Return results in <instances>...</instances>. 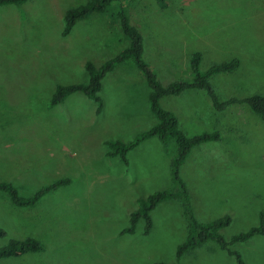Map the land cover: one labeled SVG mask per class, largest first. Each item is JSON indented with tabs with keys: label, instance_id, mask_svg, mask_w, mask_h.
Returning a JSON list of instances; mask_svg holds the SVG:
<instances>
[{
	"label": "rangeland",
	"instance_id": "1",
	"mask_svg": "<svg viewBox=\"0 0 264 264\" xmlns=\"http://www.w3.org/2000/svg\"><path fill=\"white\" fill-rule=\"evenodd\" d=\"M84 1L29 0L0 7V181L30 196L71 179L30 207L14 205L0 191V227L6 231L0 247L27 237L44 246L0 258V264H238L214 240L178 259V246L191 230L180 198L157 205L148 234L143 218L134 233L123 232L139 198L175 188L177 146L172 138L152 137L129 151V164L107 155L108 141L128 143L158 121L150 109V87L132 60L104 78L100 113L97 101L82 92L51 104L58 84L88 81L87 61L100 66L129 45L111 13H92L63 35L66 11ZM123 1L143 34L145 60L164 85L193 78L192 55L201 52L202 72L240 60L235 70L209 79L220 101L264 96V0ZM162 100L163 108L177 112L188 136L222 135L180 168L195 217L205 223L230 215L231 223L220 230L226 239L258 226L264 212L262 116L244 102L217 110L205 90ZM207 174L227 176L213 180ZM242 243L232 248L241 253Z\"/></svg>",
	"mask_w": 264,
	"mask_h": 264
},
{
	"label": "trees",
	"instance_id": "2",
	"mask_svg": "<svg viewBox=\"0 0 264 264\" xmlns=\"http://www.w3.org/2000/svg\"><path fill=\"white\" fill-rule=\"evenodd\" d=\"M29 0H0V7L5 5H21ZM134 1V0H130ZM160 5H164V0H157ZM92 13L112 14L118 17L121 29L127 36L129 45L116 56L106 60L100 66L93 61L86 62V71L88 72V81L82 83L58 84L56 91L52 97L51 104L57 105L63 103L69 96L77 92H82L87 97L94 99L98 103L97 112L103 109V99L99 92L103 88V80L106 75L114 70L121 63L132 60L140 72L144 75L150 87L149 103L151 112L156 116L157 123L150 129L141 133L135 140L125 143L121 140H110L107 142L110 149L107 151L108 156H119L125 163L129 164L128 153L136 148L142 141L158 137L162 141L174 139L177 144V154L173 159L172 175L175 188L171 190L157 191L147 198L138 199V208L130 214V225L123 232L134 233L137 224L141 218L145 220L144 232L148 234L154 225L152 211L162 201L180 198L183 201L186 215H188L191 223V230L186 241L181 243L177 249L178 259H181L188 251L195 249L209 240L218 243L221 249L226 250L229 255L235 256L238 264H247L243 255L231 248L238 242H246L256 235H264V212L260 213V224L253 226L249 230L234 235L231 239H226L220 230L227 227L232 218L230 215H224L210 222H201L193 214L187 185L180 175L181 165L189 156L191 150L205 142L219 140L221 133L219 131L203 132L197 135L188 136L181 128L178 116L161 105L162 98L171 95H180L188 89L205 90L213 101L217 110H223L228 105L244 102L250 108L260 114L264 120V96L253 95L244 100L231 98L226 101H220L215 89L213 88L210 77L216 74L235 70L240 65V60L234 58L230 61L215 64L207 71L200 70L202 60L201 52H195L191 59V68L194 72L193 78L181 79L174 81L169 85H164L153 66L145 60L144 37L140 29L130 22L128 6L123 0H85L84 2L69 8L65 13V27L63 35H68L76 24L88 17ZM71 182L70 178H62L54 183L38 189L30 196H23L19 189L11 182L0 181V191L8 194L10 200L18 207H30L39 202V200L49 191L58 188L63 184ZM6 235V231L0 227V237ZM43 244L35 237H27L26 239H11L9 242L0 247V258L18 256L22 253L30 251L43 250ZM155 264H175L167 262H158Z\"/></svg>",
	"mask_w": 264,
	"mask_h": 264
},
{
	"label": "crops",
	"instance_id": "3",
	"mask_svg": "<svg viewBox=\"0 0 264 264\" xmlns=\"http://www.w3.org/2000/svg\"><path fill=\"white\" fill-rule=\"evenodd\" d=\"M188 90H192V89H188ZM196 90H199V89H196ZM171 96H174V95H171ZM161 102H163V100ZM167 110L174 112L178 116L176 111H174L172 109H167ZM178 118H179V116H178ZM221 138H222V135H221ZM221 138H220V140H218L219 142L221 141ZM211 144H215V143H211V141H209V143L205 142V143H202V144L194 147L192 149V151L190 152L189 156L192 155L193 152H195V151L205 149V148H207V146H211ZM176 146H177V144H176ZM193 174L199 178L204 177L201 174H197V173H193ZM225 176H227V175L222 174V175L216 176V175H212V174H207L205 177L213 179L216 177H225ZM165 190H171V189H165ZM242 244H243V248H242L243 250H241V254L243 255L244 259L246 260V262L248 264L252 261H262L264 264V235H256V236L252 237L251 239H249L248 241L243 242ZM232 246H231V248H232Z\"/></svg>",
	"mask_w": 264,
	"mask_h": 264
}]
</instances>
